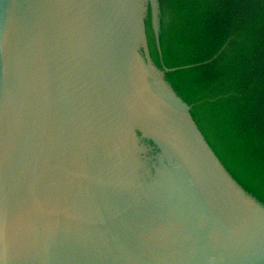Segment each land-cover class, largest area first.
<instances>
[{
	"label": "water",
	"instance_id": "obj_1",
	"mask_svg": "<svg viewBox=\"0 0 264 264\" xmlns=\"http://www.w3.org/2000/svg\"><path fill=\"white\" fill-rule=\"evenodd\" d=\"M0 264H264V0H0Z\"/></svg>",
	"mask_w": 264,
	"mask_h": 264
}]
</instances>
